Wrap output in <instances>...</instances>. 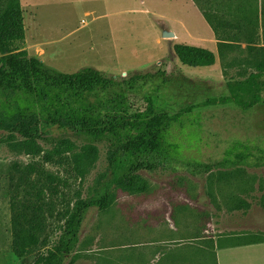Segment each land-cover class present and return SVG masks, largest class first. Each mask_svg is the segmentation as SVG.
I'll use <instances>...</instances> for the list:
<instances>
[{
    "label": "rangeland",
    "instance_id": "rangeland-1",
    "mask_svg": "<svg viewBox=\"0 0 264 264\" xmlns=\"http://www.w3.org/2000/svg\"><path fill=\"white\" fill-rule=\"evenodd\" d=\"M143 1L116 0L113 5L93 7L96 12L87 15L81 0H21L24 17L30 21L33 13L37 29L33 33L28 25L22 49L65 74L93 68L124 80L135 74L182 72L191 79L208 82L211 96L228 94V80L244 77L253 71V62L264 60V53L256 57L246 51L245 43H239L224 49L221 61L213 67L183 66L172 46L168 48L166 42L159 45L158 38L164 25L177 33V44L190 45L187 30H192L196 7L189 0ZM253 1L256 2L249 0L251 6ZM219 2L231 11L242 0ZM146 93L140 89L133 95L140 100ZM176 93L167 107L173 114L203 98L193 88ZM53 132L58 137L63 134L56 129ZM67 137L77 144L79 154L85 142ZM6 138L7 134L0 132V264H33L59 239L64 204L48 192L39 194L43 187L38 176L27 173V166L41 162V158L12 153L3 144ZM172 139L181 145L186 160L203 164L222 161L238 142L249 145L259 156L264 153V104L249 111L234 104L196 109L173 128ZM97 147L99 160L84 180L77 176L71 154L69 165L44 166L47 173L60 179L59 188L69 200H75L77 194L86 198L96 178L106 170L108 149L100 144ZM140 175L147 182L148 191L118 190L110 208L91 209L85 217L77 250L65 264H71L73 259L74 264H216L214 255L199 250L202 244L192 243L199 238L195 235L205 230L213 234L219 226L228 233L264 237V209L260 204L264 167H242L240 173L218 170L203 177H193L182 169ZM230 198L247 202L249 210L234 208ZM13 200L44 205L41 243L24 259L18 258L12 249Z\"/></svg>",
    "mask_w": 264,
    "mask_h": 264
},
{
    "label": "trees",
    "instance_id": "trees-1",
    "mask_svg": "<svg viewBox=\"0 0 264 264\" xmlns=\"http://www.w3.org/2000/svg\"><path fill=\"white\" fill-rule=\"evenodd\" d=\"M195 2L219 41L220 55L226 48L245 43L249 54L262 56L259 9H254L249 0H242L231 11L218 0ZM25 43L21 0H0V132L7 134L3 144L14 154L41 158V162L27 166V173L38 176L43 187L39 194L48 192L64 204L59 239L33 264H65L77 250L85 217L91 209L110 208L118 190L148 191L141 172L182 169L193 177H203L218 170L240 173L242 167H264V153L260 150L261 155L257 156L253 148L242 142L230 148L222 161L203 164L186 160L181 145L172 139L173 128L196 109L234 104L249 111L264 104V60L253 62V71L244 77L228 80V94L211 96L208 82L191 79L182 72L135 74L124 80L93 68L61 73L31 57L22 49ZM173 52L181 65L190 68L213 67L217 63L216 55L207 49L177 44ZM190 88L203 98L171 113L167 108L169 100L179 90ZM140 89L146 90L147 95L138 100L133 94ZM54 129L63 134L55 136ZM68 135L85 142L79 154L77 144ZM99 144L108 149L106 170L96 178L86 198L77 194L75 200H69L59 188L60 179L47 173L44 166L69 165L71 154L77 176L84 180L99 160ZM38 200L41 202V197ZM230 202L238 210L250 208L241 200L235 202L230 198ZM260 204L264 209V195ZM11 205L12 249L18 258L24 259L41 243L44 205L14 200ZM250 239L264 241L259 234ZM74 263L73 259L71 264Z\"/></svg>",
    "mask_w": 264,
    "mask_h": 264
},
{
    "label": "crops",
    "instance_id": "crops-1",
    "mask_svg": "<svg viewBox=\"0 0 264 264\" xmlns=\"http://www.w3.org/2000/svg\"><path fill=\"white\" fill-rule=\"evenodd\" d=\"M115 1L116 0H81V5L85 10H87V15H91L96 12L93 7H98L101 5L106 6L109 3L113 5ZM189 1H191L193 6L196 7L198 11L197 14H195L196 17H194L191 23L193 25L192 30L191 31L187 30L188 40L190 42L189 46L203 48L213 52L216 55V59L218 63L222 59L219 53V41L217 40V37L213 29L205 19L203 12L201 11L200 7L197 5L195 0H189ZM142 3H144L143 0ZM238 4L239 3H236V5ZM252 7L254 9H259V19H260L259 33L262 39V47H264V0H256V2L253 1ZM90 10L92 12H89ZM23 13L25 15L24 10ZM30 15L32 16V19L30 21H28L24 17L25 27H26V41L28 37L27 31H29V26L33 31V33L37 30L33 13H31ZM82 23L86 24V21L83 20ZM165 32L174 34V37L164 38L163 35ZM178 40H179V36L177 35L176 32L173 31L172 28L164 25L161 27V34L158 38L159 45H162V42H166L168 43V48L169 46H172L173 48L175 45H177L176 42ZM191 223L193 222L191 221ZM191 228L193 230L192 232H194L195 228H193V226ZM217 228L218 229H215L213 234L209 233L210 231L205 230V232L201 233V235L198 236L195 235V237H199V238H195L196 240L195 239L191 240L192 243L194 242L203 245V246H198L201 252L214 255L216 264H264V241L262 242L251 241L250 236L252 234L242 233V232L228 233L226 228H219V226ZM164 242L165 241H162L160 243H164ZM176 264H180V262Z\"/></svg>",
    "mask_w": 264,
    "mask_h": 264
},
{
    "label": "water",
    "instance_id": "water-1",
    "mask_svg": "<svg viewBox=\"0 0 264 264\" xmlns=\"http://www.w3.org/2000/svg\"><path fill=\"white\" fill-rule=\"evenodd\" d=\"M163 36H164V38H173L174 34L169 33V32H165Z\"/></svg>",
    "mask_w": 264,
    "mask_h": 264
}]
</instances>
